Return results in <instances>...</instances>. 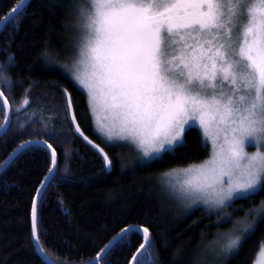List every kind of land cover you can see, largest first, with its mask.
Returning a JSON list of instances; mask_svg holds the SVG:
<instances>
[{"label":"snow or ice","instance_id":"obj_1","mask_svg":"<svg viewBox=\"0 0 264 264\" xmlns=\"http://www.w3.org/2000/svg\"><path fill=\"white\" fill-rule=\"evenodd\" d=\"M57 2L75 18L73 54L61 62L59 53L45 42L37 60L45 61L46 70L59 65L63 69L60 74L87 93L89 114L96 117L94 134L104 148L127 146L138 154V167L163 161L165 156L190 160L186 153L178 157L177 150L191 151L186 136L195 129L199 147L207 150L210 143L211 155L199 164L189 163L162 174L160 178L167 181L162 185L164 193L181 203L203 202L223 211L236 200H247L264 191V0ZM30 5L31 0H16L9 13L0 17V25L17 21L13 30L18 31L17 18ZM55 6L40 4L50 14ZM31 15L34 26L42 27V16L35 10ZM12 39L8 38L3 49L5 59L0 62V85L9 90L23 83L13 81L10 75L17 66L15 53L8 51ZM31 88L30 84L24 90L17 112L31 104ZM60 93L59 103L64 107L57 111L70 117L79 137L102 156L103 173L110 174L114 169L112 158L84 135L68 89L61 87ZM3 97L5 92L0 91ZM0 109L4 112L0 148L6 151L9 140L24 135L27 125L21 124L9 136L12 110L7 98ZM59 126L67 130L70 125L61 119ZM28 135L46 138L23 140L8 153L0 168L6 169L31 152L43 153L41 167L46 173L31 197L28 243L41 257V264H57L41 242L42 236L47 237V232L41 231V213L49 189L68 180L67 166L65 174H58L60 154L54 147L64 138V132H49L45 125ZM247 147L256 151L249 153ZM73 154L64 152L66 164ZM73 179L87 183L92 178ZM236 211L244 209L234 208ZM228 223L232 227L209 246L213 264L220 257L227 260L238 253L264 223V200L244 211L242 220L232 222L231 213H225L215 221L217 226ZM134 235L142 236V243L130 264H152V235L143 224L121 228L96 253L97 259L87 264H97L117 246H130Z\"/></svg>","mask_w":264,"mask_h":264},{"label":"trees","instance_id":"obj_2","mask_svg":"<svg viewBox=\"0 0 264 264\" xmlns=\"http://www.w3.org/2000/svg\"><path fill=\"white\" fill-rule=\"evenodd\" d=\"M15 2L0 0V17L5 16ZM73 2L75 0H62V3ZM40 4L57 6L51 8L50 14L49 9L40 7ZM34 10L43 18L42 27L33 24L31 13ZM17 20L18 31L13 30L17 21L0 30V62L5 59L3 49L11 36L13 39L8 51L15 53L17 66L11 69L10 75L13 81L21 80L23 83L14 85L11 90L0 85V89L5 92L12 110L9 136L21 124L27 125V131L10 139L6 151L0 148V163L23 140L46 138L29 136L33 129H42L47 125L49 132H64V138L54 147L60 154L58 174H65L67 166L68 180L49 189L41 213V231L47 232V237L42 236L41 242L49 258L56 260L57 264H83L94 258L121 228L143 224L150 228L152 235V264H213L212 260H204L202 254L212 245L217 232L225 224L217 226L216 216L202 207L188 212L175 209L168 195L162 191L164 183L160 178L171 168L200 162L209 155V149L199 147L197 131L193 129L186 136L191 151L188 148L177 150L178 157L186 153L190 160L165 156L163 161L138 167L137 160L128 153L130 150L124 147L104 148L98 135L94 134L85 93L73 87L69 79L60 74L63 69L59 65H55V70H46L45 61L37 60V54L45 42L59 54L67 48L75 18L68 15V10L59 6L57 0H31L25 14ZM30 84L31 104L17 112L24 98V90ZM53 84L57 87H53ZM61 87L71 94L74 111L84 133L99 143L112 158L114 169L110 174L103 173L102 158L75 134L69 117L65 118L62 112L57 111L64 107L59 103ZM61 119L69 123V129L60 128ZM3 120L4 112L0 109V123ZM3 139L0 137V140ZM66 151L74 153L67 164ZM43 162V153L34 151L0 172V264H41V257L34 253L28 240L31 234V197L46 173V168L41 167ZM74 177L92 179L79 183ZM261 200H264V191L249 196L247 200H236L226 209L235 216L244 217V211L257 207ZM240 207L244 211L233 212L234 208ZM262 236L264 223L257 227L255 234L244 242L238 253L227 260L221 257L214 264H253L263 243ZM140 243L142 236L134 235L130 246L113 248L97 264H130Z\"/></svg>","mask_w":264,"mask_h":264},{"label":"rangeland","instance_id":"obj_3","mask_svg":"<svg viewBox=\"0 0 264 264\" xmlns=\"http://www.w3.org/2000/svg\"><path fill=\"white\" fill-rule=\"evenodd\" d=\"M74 42H75V36L72 33L69 36V38H68L67 46H66L67 48L59 54L60 55L61 62H63L65 60V58L72 56V54H73L72 53V46H73ZM84 93H85L86 99H87V93L86 92H84ZM87 106H88V103H87ZM88 111H89V108H88ZM90 117H91V121H92V124H93V130H94L96 128V117H94L91 114H90ZM118 143H122V142H118ZM124 149L125 150H130V151H128V153L131 154V156H132L133 159L138 160V154L135 151L129 149L127 146H125ZM208 149H209V155L205 159H203L202 161L197 162V164H199V163L207 160L210 157V155H211V144L210 143L208 145ZM246 151L249 152V153H251V152L256 151V148L255 147H247L246 148ZM133 159H131L130 161H134ZM183 167H186V166H183ZM175 168H182V167H175ZM171 169H174V168H171ZM167 171H165L164 173H166ZM162 182L164 184L167 183V181L166 180H163V179H162ZM168 200H169V202L172 204V206L175 209H177V210H179L181 212H188V211L192 210L195 207H202L209 214H212V215L216 216V219H217L218 216H223L225 213H231L227 209H224L223 211H221L219 209L209 208L203 202H200L198 205H190V204H187V203H181V202H179V201H177L175 199L170 198L169 196H168ZM242 219H244V217L235 216V215H233L231 213V221L232 222H235V221H238V220H242ZM231 227H232V224L231 223L225 224V227L224 228H221L217 232L216 237H215V240L213 241V243H215L217 241V239L219 238L220 234L227 232ZM208 249L202 254V258L204 260H212V257L209 254ZM253 264H264V242L262 243V245L260 247V250L258 251V253H257L256 257H255Z\"/></svg>","mask_w":264,"mask_h":264},{"label":"water","instance_id":"obj_4","mask_svg":"<svg viewBox=\"0 0 264 264\" xmlns=\"http://www.w3.org/2000/svg\"><path fill=\"white\" fill-rule=\"evenodd\" d=\"M9 13V12H8ZM7 13V14H8ZM6 14V15H7ZM2 27H3V25H0V30L2 29ZM63 88V87H62ZM0 91H1V89H0ZM4 98H6V96L5 97H3V98H0V102H1V104H2V102H3V99ZM10 105V104H9ZM10 108H11V106H10ZM69 120H70V117H69ZM4 121V120H3ZM77 123L79 124V122H78V120H77ZM72 126V128H73V131L75 132V126L74 125H71ZM79 126H80V124H79ZM80 128H81V126H80ZM81 130L83 131V129L81 128ZM83 133H84V131H83ZM75 134L79 137V135L75 132ZM84 135L85 136H87L88 138H89V140H91L92 142H93V144H99V143H97L96 141H94L93 139H91L86 133H84ZM86 145H88L84 140H83V138L82 137H79ZM100 145V144H99ZM89 147H91L90 145H88ZM100 147H102L101 145H100ZM93 150H95L93 147H91ZM103 148V147H102ZM96 151V150H95ZM104 151L106 152V150L104 149ZM97 152V151H96ZM98 153V152H97ZM107 153V152H106ZM101 158H102V156L101 155H99ZM102 160H103V158H102ZM3 170V168H0V172ZM93 259H97L96 258V256L94 257V258H92L91 260H93ZM132 260V259H131ZM99 261V260H98ZM97 261V262H98ZM88 262V261H87ZM87 262H85V263H83V264H87ZM131 262V261H130Z\"/></svg>","mask_w":264,"mask_h":264}]
</instances>
